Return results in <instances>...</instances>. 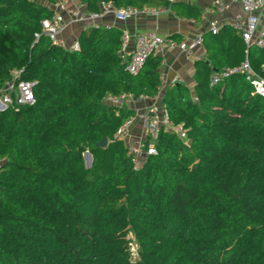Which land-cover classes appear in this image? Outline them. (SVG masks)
Segmentation results:
<instances>
[{"label": "trees", "instance_id": "1", "mask_svg": "<svg viewBox=\"0 0 264 264\" xmlns=\"http://www.w3.org/2000/svg\"><path fill=\"white\" fill-rule=\"evenodd\" d=\"M77 1L89 13L111 3L199 18L196 8L165 0ZM50 17L30 0H0V90L12 71L35 84L33 106L0 112V264H264V97L242 75L209 85L213 71L245 56L263 75L264 44L247 48L228 27L201 35L196 101L184 85L162 96L188 144L160 129L156 155L134 170L115 138L134 112L104 100L155 97L160 59L150 56L131 76L119 29L85 28L78 51H68L41 35ZM129 232L140 247L135 262Z\"/></svg>", "mask_w": 264, "mask_h": 264}, {"label": "built area", "instance_id": "2", "mask_svg": "<svg viewBox=\"0 0 264 264\" xmlns=\"http://www.w3.org/2000/svg\"><path fill=\"white\" fill-rule=\"evenodd\" d=\"M34 3L36 1L30 0ZM169 5L175 3L188 4L191 0H165ZM238 3L241 9L240 15H235L232 21H224L220 23L212 20L207 26L208 33L215 35L223 27H228L242 38L247 48H262L264 44V0H213V12L223 15L229 11L230 5ZM38 4V3H37ZM51 17L44 19L40 23L41 35H44L51 44L68 51H78L76 41L68 45L62 37L64 31L71 25H83L85 22L94 24L95 22L112 18L117 24L125 25L129 20L139 17L157 18L158 16L169 12L166 8L144 7L137 9L135 7H125L116 9L111 3H101L96 13H89L84 6L79 4L77 0H55L49 2L46 6ZM35 41L39 39V35H34ZM132 43L130 51L128 46ZM121 53H125V71L131 76H137L143 68L145 61L150 56L162 55L167 50L177 49L183 53L186 60L197 62L201 60V55L196 54V50H203L201 35L195 36L191 40L175 41L171 38L158 36L154 33L131 35L128 30L121 29ZM246 53V52H245ZM260 73L254 71L250 66L247 56L244 61L233 69H222L213 71L209 77V85L215 86L231 75H242L244 80L252 87L253 94L264 97V67ZM21 71H12V80L4 85L0 90V112L7 109H17L24 106H33L35 98L33 96L34 83L19 80ZM182 78L175 77L172 79V85H183ZM158 87V92L160 90ZM159 93L155 97L147 98L140 96L133 99L129 95L107 96L104 102L114 107H125L133 112L135 109L132 105L142 102H149L144 109H136V116L129 117L124 124L118 129L115 138L123 141L126 156L130 159L133 169L137 170L141 167L147 157L156 155L154 141L160 129L176 136L183 144H188L186 139V131L181 124H173L162 105V101H158ZM195 102V97L192 98ZM135 121L141 123L142 131L135 136L129 132ZM135 137V138H133ZM129 260L135 262L136 247L130 246Z\"/></svg>", "mask_w": 264, "mask_h": 264}, {"label": "crops", "instance_id": "3", "mask_svg": "<svg viewBox=\"0 0 264 264\" xmlns=\"http://www.w3.org/2000/svg\"><path fill=\"white\" fill-rule=\"evenodd\" d=\"M44 2L43 0H36V3ZM213 0H191L188 6L194 7L199 11L198 20L194 19H183L177 17L172 11H169L165 14L158 16L157 18H148V17H139L129 20L125 25L117 24L112 18H106L104 20L95 22L94 24H90L89 22H85L83 25H71L68 29H66L62 35V37L66 40V43L69 45L76 41L79 33L88 28L90 26H104V27H114L121 31V29H126L129 31L131 35L137 34H148L154 33L158 36L170 38L171 36H178V41L181 40H191L197 35H203L208 33L207 26L210 21L217 20L221 24L224 21H232V18L235 15H240L241 9L238 3H233L230 5V9L223 15H218L213 12L212 7ZM47 3V2H46ZM44 2L43 6H47ZM178 4V3H175ZM180 4V3H179ZM183 4V3H181ZM264 24V12H263V20L261 22ZM222 29V28H221ZM176 41V40H175ZM132 47V43L128 46L127 51H130ZM123 59H126L125 53H121ZM196 54L201 55V60H205V51L204 48L201 51L200 49L196 50ZM160 59V66L157 70L159 73L160 79V90H159V98L158 101H162V96L167 87H172V79L175 77L182 78L184 82V86L188 88L190 92L191 98L194 97V63L186 60L183 53L174 50H167L162 55L153 56ZM149 102H142L137 105H130L133 109H144L149 104ZM136 109L134 115L136 116ZM142 131L141 123L139 121H135L129 132L134 134H139ZM136 132V133H135Z\"/></svg>", "mask_w": 264, "mask_h": 264}, {"label": "rangeland", "instance_id": "4", "mask_svg": "<svg viewBox=\"0 0 264 264\" xmlns=\"http://www.w3.org/2000/svg\"><path fill=\"white\" fill-rule=\"evenodd\" d=\"M36 1V0H34ZM45 3H49L50 1L49 0H43ZM52 3L55 2V0H51ZM44 2H42L41 4L43 5ZM46 3V4H47ZM39 4V3H38ZM68 45H69V42H68ZM122 55V54H121ZM123 58V57H122ZM126 61V59H124ZM136 133V132H135ZM136 134H134L135 136ZM135 138V137H133ZM82 158H83V162H84V167L86 169L90 168L91 165H92V162L91 163H88L87 161L84 160V154L82 155ZM125 243H126V248H127V252H128V257L130 258L129 256V249H130V246H135L136 247V257L135 258H139L140 257V247H139V244L135 238V236L133 235L132 232H129L126 237H125Z\"/></svg>", "mask_w": 264, "mask_h": 264}, {"label": "water", "instance_id": "5", "mask_svg": "<svg viewBox=\"0 0 264 264\" xmlns=\"http://www.w3.org/2000/svg\"><path fill=\"white\" fill-rule=\"evenodd\" d=\"M107 145V140L103 138L99 143H97V147L104 148ZM84 160L87 161L88 163L92 162L91 156L86 152L84 153Z\"/></svg>", "mask_w": 264, "mask_h": 264}]
</instances>
